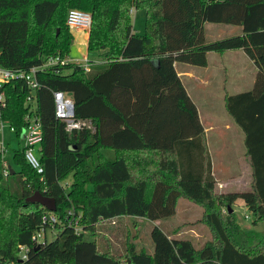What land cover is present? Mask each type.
<instances>
[{"label":"trees","instance_id":"trees-1","mask_svg":"<svg viewBox=\"0 0 264 264\" xmlns=\"http://www.w3.org/2000/svg\"><path fill=\"white\" fill-rule=\"evenodd\" d=\"M70 8L90 15L86 50L101 58L89 60L87 70L68 56ZM138 8L140 34L130 22V9ZM213 20L243 25L241 34L205 42L203 24ZM229 49H241L256 67L251 88L224 97L244 134L252 178L248 190L217 192L195 105L174 63L204 66L207 52ZM49 58L56 62L43 66ZM0 66L40 67L32 91L22 79L2 85L0 119L20 144L23 117L34 105L42 167L36 173L18 147L12 154L18 168L7 163L3 175L0 153V264H264V230H243L230 208L239 198L253 220H264V0H0ZM55 90L71 97L74 117L92 130H64L53 114ZM35 192L54 199L56 216L50 239L37 248L31 235L49 211L27 200ZM178 198L202 208L213 237L201 247L152 225L150 252L133 243L120 254L98 248L100 220L169 217ZM223 206L231 211L221 216ZM19 246L26 248L23 260Z\"/></svg>","mask_w":264,"mask_h":264},{"label":"rangeland","instance_id":"rangeland-1","mask_svg":"<svg viewBox=\"0 0 264 264\" xmlns=\"http://www.w3.org/2000/svg\"><path fill=\"white\" fill-rule=\"evenodd\" d=\"M131 30L135 33H143L144 28V11L143 9H130ZM206 29L204 31L205 40L210 42L227 36L238 33L237 26L231 24H223L216 21H206ZM72 35V41L69 46L68 56L70 59H82L84 56L87 59L94 61L101 57L99 52H87L86 50V34L87 29H69ZM211 62L210 64H213ZM95 64V63H94ZM247 87H235L231 81L212 82L204 87L194 89L192 99L197 104L199 113L203 122L210 112L215 114L217 122L222 123L223 118L231 119L226 113L223 103L222 95L224 93L232 94L239 90H245ZM212 110V111H211ZM213 131H209V150L214 157L218 152L217 145L212 142ZM20 142V141H19ZM0 143L5 145L3 159L14 169L18 168L13 162V151L17 150L21 145L17 142L15 133L10 132L7 127L3 126L0 131ZM38 149V144L33 146L34 152ZM108 159H112V151L104 150ZM218 155V154H217ZM71 181V175H67L62 184L66 186ZM230 187L224 188L225 191ZM230 204V208L234 209L233 213L237 221L242 224H248L249 220L243 218V213L246 210L238 207L236 204ZM227 213L226 206H223L220 214L224 216ZM263 220V219H261ZM260 219H254V222L260 223ZM264 221V220H263ZM152 225L158 226L167 236L173 238L187 239L191 242L194 248L201 247L206 241L212 239L213 235L209 227L202 221V208L187 199H177L175 211L173 215L157 220H147L140 217L133 216H119L112 219L100 220L97 223L94 238L96 239L98 248L100 250L107 249L111 253L120 254L124 252V247L127 243H133L136 249L144 248V250L151 251V242L149 239V230ZM76 231H79V225H76ZM89 238V236H87ZM46 239H50V233L47 231ZM8 264V263H4Z\"/></svg>","mask_w":264,"mask_h":264},{"label":"crops","instance_id":"crops-1","mask_svg":"<svg viewBox=\"0 0 264 264\" xmlns=\"http://www.w3.org/2000/svg\"><path fill=\"white\" fill-rule=\"evenodd\" d=\"M236 26L238 31L237 34H241L243 25ZM205 29L206 24L204 23L203 36H205ZM204 41L208 42L205 40V37ZM211 62L214 63L210 64ZM174 69L186 94L195 105L198 120L203 129V142L209 156L211 174L215 181V190L217 192L248 190L251 185L252 177L249 161L245 155L244 134L242 130L232 119L223 118L222 123L217 122L215 114L212 112L208 114V117L205 120L206 123H204L197 104L191 97V92L199 86L204 87L214 81H231L233 86H244L247 87L245 90H248L252 86L256 67L241 49H229L221 52H207L206 64L204 66H193L186 63L176 62L174 63ZM245 90H239L234 93ZM226 95L229 94L224 93L222 95L223 107L224 97ZM211 130L213 131L212 142L215 146L217 145L218 148V152L214 158L209 150L208 139L209 131ZM226 187H230V189L225 191L224 188ZM233 204H236L247 212L243 213V218L249 220L248 224H242L237 221L243 230L250 232H262L264 230V221L261 220L258 224L257 222H253L252 214L246 209L241 199H235ZM232 211H234L233 208Z\"/></svg>","mask_w":264,"mask_h":264},{"label":"built area","instance_id":"built-area-1","mask_svg":"<svg viewBox=\"0 0 264 264\" xmlns=\"http://www.w3.org/2000/svg\"><path fill=\"white\" fill-rule=\"evenodd\" d=\"M90 23V15L88 12L79 10L76 8H70L67 10L65 16V25L70 28L77 29H87ZM72 61L80 63L85 70L88 69L89 59L83 57L82 59H73ZM56 59L49 58L47 62L43 65H48L55 63ZM63 62V61H61ZM40 67H31L28 70L22 69H8L0 66V112L1 109L5 107V96L2 89V85L10 80H24L25 84L28 86V89L32 91L37 87V83L34 78V72ZM52 100H53V114L54 117L59 121L63 122L64 130L66 132H71L73 130H79L81 128H86L92 130L93 127L87 119L75 118L73 115V103L69 95L63 93L62 91L55 90L52 91ZM25 101L28 103L31 102V94H27ZM23 120L25 121L24 126L22 127L19 135L20 145L23 148V156L28 165L35 170L36 173L42 171V167L39 163L37 156V150L34 152L33 146L38 144L41 140V128L39 120L36 116L34 105L29 106L28 111L25 113ZM7 127L10 132L14 133V128L7 124L4 120L0 119V131L3 126ZM17 137V136H16ZM5 151V145L0 143V153L3 164V175L7 172L8 164L6 160L3 159V154ZM69 213V212H68ZM40 221L42 226L37 229L32 235L31 239L34 242V245L42 244L47 241L46 233L47 231L51 234L50 227L53 223L56 222V216L52 211L43 213L40 216ZM72 221L74 229L76 228L77 218ZM69 222V224L71 223ZM80 229V227H79ZM76 230V229H75ZM18 258L20 260L25 259L26 248L24 246L18 247Z\"/></svg>","mask_w":264,"mask_h":264},{"label":"water","instance_id":"water-1","mask_svg":"<svg viewBox=\"0 0 264 264\" xmlns=\"http://www.w3.org/2000/svg\"><path fill=\"white\" fill-rule=\"evenodd\" d=\"M57 33V31H56ZM9 167V165H8ZM28 201H34L39 203L41 206H43L45 209H47L48 211H54L55 210V201L52 197H48L45 196L41 193L35 192L32 195H30L27 198ZM231 209L229 207H227V212H230ZM38 245H35L34 248H37Z\"/></svg>","mask_w":264,"mask_h":264}]
</instances>
